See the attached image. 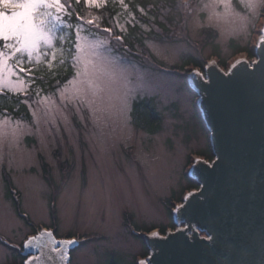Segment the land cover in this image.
<instances>
[{"label": "rangeland", "instance_id": "rangeland-1", "mask_svg": "<svg viewBox=\"0 0 264 264\" xmlns=\"http://www.w3.org/2000/svg\"><path fill=\"white\" fill-rule=\"evenodd\" d=\"M68 2L61 0L65 8ZM85 3L101 7L105 0ZM182 3L179 15L170 12L180 22L172 33L148 36L133 53L117 52L110 44L106 55L119 61L124 79L110 76L96 54L85 50L78 54L79 76L72 67L65 85L45 94L34 88L33 94L32 78L12 68L16 57L22 54L20 61L33 63L31 68L42 61L67 68V46L61 51L60 42L55 49L41 44L43 54L31 58L11 53L0 90L29 97L21 101V115H0V264H23L15 246L40 225L56 228L58 236L92 238L72 249V264H134L148 250L127 223L140 235L171 225L165 202L180 200L196 186L186 174L189 155L213 159L197 95L180 67L192 57L229 60L238 50L249 52L264 22V0ZM132 19L119 20L123 34ZM64 24L57 26V36L70 34ZM141 26L150 29L148 23ZM117 35L94 38L119 42ZM146 114L159 120L148 125Z\"/></svg>", "mask_w": 264, "mask_h": 264}, {"label": "water", "instance_id": "water-1", "mask_svg": "<svg viewBox=\"0 0 264 264\" xmlns=\"http://www.w3.org/2000/svg\"><path fill=\"white\" fill-rule=\"evenodd\" d=\"M262 35L264 26L254 50L255 61L238 60L227 72L211 63L204 72L198 71L202 75L194 71L188 76L210 134L213 160L194 162L188 176L198 189L173 213L175 230L166 236L144 237L148 256L143 264H264ZM48 239L44 237L41 243ZM56 247L63 260L49 248L26 245L24 264H71L70 252L76 243H57Z\"/></svg>", "mask_w": 264, "mask_h": 264}, {"label": "snow or ice", "instance_id": "snow-or-ice-1", "mask_svg": "<svg viewBox=\"0 0 264 264\" xmlns=\"http://www.w3.org/2000/svg\"><path fill=\"white\" fill-rule=\"evenodd\" d=\"M64 9L65 5L61 3V0H0V41H2L0 44V82L3 79V72L8 71L6 62L11 58V53H26L27 57L31 58L34 55L43 54L39 52L41 44L55 49L58 46L57 42H60L61 51H63L64 45L67 46L69 60L77 76L80 75L77 68L78 54L85 50H91L96 54L102 70L112 77L126 78L124 71L118 68L119 61L108 59L106 55L111 54L110 42L96 40L95 34L91 32L81 34L79 27H76L72 32L71 26L68 25L64 26L69 28L70 34L57 36V26L64 24L62 16ZM88 23L91 24L92 21L89 20ZM105 31L111 32V29ZM119 39L121 37H117V40ZM261 44H264V35L261 36ZM16 60L17 64L12 65L13 69L22 63L19 56L16 57ZM20 71H25V69L21 68ZM195 74L202 75L198 71ZM9 75H11L10 71ZM44 237L49 239L45 243H41ZM57 243L65 245L71 244L73 241L57 242L50 232H41L38 236L26 241V245L41 249L49 248L51 252L60 255L63 260L64 255L61 249L56 247ZM43 254L42 251L41 255ZM39 259L40 257H33V260Z\"/></svg>", "mask_w": 264, "mask_h": 264}, {"label": "trees", "instance_id": "trees-1", "mask_svg": "<svg viewBox=\"0 0 264 264\" xmlns=\"http://www.w3.org/2000/svg\"><path fill=\"white\" fill-rule=\"evenodd\" d=\"M187 1L190 0H105V3L101 7H89L86 5L85 0H69L68 5L64 11V22L66 23L64 25L71 26L72 32L75 31L76 27H81L82 29H84L85 33L91 32L94 33L95 36H102L107 38H110L111 35L108 33H104L102 29H111L112 34H118V36L122 35L124 42L110 40V44L116 49L115 51L124 53V49L127 48H125V46L123 45H128L131 49L134 50L135 44L142 46L144 39L148 36L154 34L153 36L160 38V36L162 35L161 31H169L170 33H172L173 30L171 29L173 25L180 24L179 19L177 20V17L173 19V16L181 13L179 7L181 6L182 2L185 3ZM171 11H174V15L170 13ZM129 16H133V19L130 20L132 22L129 21L126 23L127 29L123 34L118 27L120 25L119 20L126 21L128 20ZM89 20L92 21L91 24L88 23ZM142 23H148V27L150 28L148 32L143 31L141 26ZM63 29H66V27L63 26ZM256 37L257 35L255 36V39ZM253 45L249 48V52L247 49L238 50L234 53L237 54L240 51H247L251 56L253 53ZM18 56L21 57L22 54H19ZM130 58L138 61L143 66L146 65L145 63L143 64L142 60H138L136 57L130 56ZM191 61H193V64L191 66L200 68L204 67V61H198L194 57L191 58ZM154 65L155 67L162 68V66H157L156 64ZM220 65L227 67V60L220 59ZM27 66L30 65L27 64ZM34 71L37 74H40L42 77L40 76L39 80H32L31 86L33 87V91L35 90L34 88H37L43 94H45L46 92H54L56 89L62 87L71 79L72 75L74 74L72 66H68L67 68H65L64 65L59 66L56 64L55 66L50 68L43 61L35 67ZM184 78L187 79L186 77ZM7 93V97H0V115H2L1 111L3 108H7L12 113L18 115V113L13 112V110L15 104L20 102L22 98L21 94H14L9 91ZM141 105L143 104H141L140 102L138 106L141 107ZM24 109L22 111H25ZM155 118H157V115H155L153 118H149L148 114H146V122H148V125L152 124V121ZM196 187L197 186H194L193 188ZM168 215L172 218V213L170 211H168ZM171 224L173 225V223ZM21 258L22 260L25 259L24 257Z\"/></svg>", "mask_w": 264, "mask_h": 264}, {"label": "bare ground", "instance_id": "bare-ground-1", "mask_svg": "<svg viewBox=\"0 0 264 264\" xmlns=\"http://www.w3.org/2000/svg\"><path fill=\"white\" fill-rule=\"evenodd\" d=\"M27 259H28V257H27Z\"/></svg>", "mask_w": 264, "mask_h": 264}]
</instances>
